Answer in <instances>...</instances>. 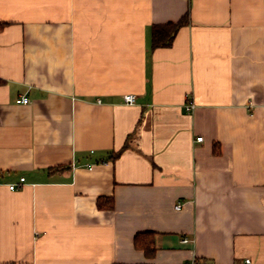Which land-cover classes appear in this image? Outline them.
Returning a JSON list of instances; mask_svg holds the SVG:
<instances>
[{
    "label": "crops",
    "instance_id": "obj_1",
    "mask_svg": "<svg viewBox=\"0 0 264 264\" xmlns=\"http://www.w3.org/2000/svg\"><path fill=\"white\" fill-rule=\"evenodd\" d=\"M0 23V264H264V0H0Z\"/></svg>",
    "mask_w": 264,
    "mask_h": 264
},
{
    "label": "trees",
    "instance_id": "obj_2",
    "mask_svg": "<svg viewBox=\"0 0 264 264\" xmlns=\"http://www.w3.org/2000/svg\"><path fill=\"white\" fill-rule=\"evenodd\" d=\"M187 24L188 17L185 16L177 23H168L166 25L154 26L152 29V48L157 49L171 46L178 31ZM6 25L7 24L5 23H0V32L4 30ZM138 141L139 134L137 133L134 144L132 145L131 141H128L125 148L134 146L135 149H138ZM105 202H109V204ZM98 207L102 210H112L114 209V202L113 200L103 198L98 201ZM154 235L155 234L153 232L146 231L138 233L134 239L135 248L143 250L145 252V255L149 258H153L156 251Z\"/></svg>",
    "mask_w": 264,
    "mask_h": 264
},
{
    "label": "built area",
    "instance_id": "obj_3",
    "mask_svg": "<svg viewBox=\"0 0 264 264\" xmlns=\"http://www.w3.org/2000/svg\"><path fill=\"white\" fill-rule=\"evenodd\" d=\"M135 101H136V97L134 95H127V96H125V102H126V104L133 105V104H135ZM29 103H30V101L27 98H21V99H19L17 101V104L28 105ZM195 108H196V105H195V103L193 101L188 102L186 104V109L188 111H190V112H192ZM197 141L198 142H202L203 141V137H199L197 139ZM102 163H105V161H102ZM24 183H25V178H21L20 184H11V185H9V189L12 190V191H14V190L18 189L20 186H22ZM176 208L177 209H180L181 206L178 205ZM183 242L184 243H188L189 240L188 239H185ZM247 263L250 264V261H248ZM192 264H208V263H200V262H197L196 261V262H193Z\"/></svg>",
    "mask_w": 264,
    "mask_h": 264
}]
</instances>
